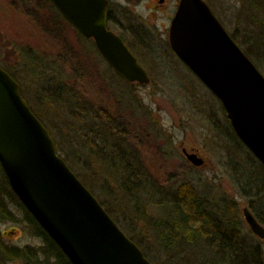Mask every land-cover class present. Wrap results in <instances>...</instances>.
<instances>
[{
	"label": "rangeland",
	"instance_id": "obj_1",
	"mask_svg": "<svg viewBox=\"0 0 264 264\" xmlns=\"http://www.w3.org/2000/svg\"><path fill=\"white\" fill-rule=\"evenodd\" d=\"M204 1L244 50L253 51L249 46L252 42H260L264 48V6L259 11L260 3L257 10L251 1ZM168 3L165 0L166 5L161 7L159 0H111L113 16L118 21L111 29L131 44L151 77L147 85L121 78L99 54L94 40L80 36L48 0H0V66L14 75L22 96L52 136L70 140V169L78 172L98 199L107 203L114 219L142 244L148 255L161 253L155 245L161 231L156 225L165 214L158 210L162 211V207L157 203L179 183L189 181L198 195L212 205L221 208L224 201L236 202L241 236L251 241L256 237L264 256V240L252 233L243 215L248 208L257 217L243 191L252 185L248 182L254 170L247 160L249 151L232 129L221 102L168 43L169 48L166 46L164 39H169L171 21L167 15L173 12L172 3ZM134 29L138 38L131 32ZM252 56L264 74V51H253ZM50 88L62 96L51 98L47 93ZM77 104L84 107L87 117L78 115ZM94 115L98 116L96 123L90 121ZM92 123L99 132L111 133L115 141L118 136H129L128 141H123L130 147L129 152H134L133 165L136 167L138 162L144 167L146 177L159 187L156 192L148 188L151 193L141 190L142 194L135 195L139 188L136 184L130 188L128 177L122 174L118 150H110L109 159L84 143L81 134L88 130L90 134ZM223 124L229 126L228 133L221 128ZM230 133L238 141L231 139ZM185 152L198 154L204 164H191ZM12 208L18 222L0 223L6 244L42 247L43 240L33 235L22 211L16 204ZM260 224L264 227V219ZM157 258L161 261L163 257Z\"/></svg>",
	"mask_w": 264,
	"mask_h": 264
},
{
	"label": "water",
	"instance_id": "obj_2",
	"mask_svg": "<svg viewBox=\"0 0 264 264\" xmlns=\"http://www.w3.org/2000/svg\"><path fill=\"white\" fill-rule=\"evenodd\" d=\"M130 83L151 77L125 40L108 27V0H50ZM177 57L223 105L232 129L264 165V75L204 0H180L170 28ZM196 167L203 160L186 153ZM0 165L12 191L71 264H154L109 215L58 153L49 130L0 66ZM254 235L264 227L243 211Z\"/></svg>",
	"mask_w": 264,
	"mask_h": 264
},
{
	"label": "trees",
	"instance_id": "obj_3",
	"mask_svg": "<svg viewBox=\"0 0 264 264\" xmlns=\"http://www.w3.org/2000/svg\"><path fill=\"white\" fill-rule=\"evenodd\" d=\"M245 1H251L250 4L254 6V9H257V5L260 3L258 5L259 11L261 10V7L264 6V0ZM48 2L51 4L52 8L56 10L58 16L65 21L64 17L59 13L52 2L50 0H48ZM109 21L110 28H112L113 24H118V21L114 20L112 9L109 11ZM131 32L138 38L139 35L135 32V29L133 31L131 30ZM231 37L251 60L253 58V51L260 54L264 51L260 42H256L255 44L254 42L249 43V46L253 49V51L244 50L236 38L233 35H231ZM165 44L169 48L166 42ZM129 45L132 47L131 44ZM258 47H260V49ZM9 73L14 77L11 72ZM54 87L58 89L60 88L59 90L62 89V86L59 85H54ZM55 88L52 90L51 88L48 89L47 93L51 98H60L62 94L61 92L54 90ZM77 106L81 110H79V112L77 110L79 113L78 115H84L87 117V113L84 114L85 109H82L84 107L81 104H77ZM97 117V115H94L93 118L90 117V119H93L90 121L96 123L98 119ZM93 123L92 128L90 129L92 132H90V134H88L89 130L83 133L80 131L82 133V137H84V143H86L87 146L93 147L92 149L96 151L97 155L102 152L106 154L109 159L112 158L109 156L110 150L113 151L112 149L114 147V153L115 150H118V158L124 167L123 168L119 164L120 168L124 169V171H121L122 174H125L126 177H128L130 188L135 184L139 188V190L134 193L135 195L136 193L142 194L141 190H147L148 193H151V191L156 192L159 187H155L150 182L149 178L146 177L147 173L144 171V167L138 162L135 164L137 168L133 165L135 160L133 156L134 152H129L130 147L123 141H128L129 136H118L117 141H115L113 136H109L111 133L99 132L98 129L94 127L96 124L93 125ZM221 128L228 133L229 126L223 124ZM115 129L118 131L119 128L116 127ZM229 136L231 139L238 141L236 140V136L234 134L230 133ZM59 137L62 138V136ZM59 137L52 136L56 142L58 151L60 154L61 152L63 154L61 156L64 157L69 164L68 155L72 153V151L70 152V140H67V138L63 136L64 140L62 138L61 141ZM100 147H103L102 150ZM248 153L249 158L247 160L250 162V166L254 167V170L251 175L248 173L250 177L248 182H252V185L247 182L250 186L247 185L248 188L244 187L243 191L245 196L249 199V204H252V209H254L258 220L262 223L264 219V210L262 209L264 206V166L257 160L252 152L249 151ZM121 172L120 175H122ZM75 173L78 175L80 180H83L78 172L75 171ZM83 182L89 190H91L86 181L83 180ZM148 188H151L152 190L149 192ZM170 192H167L168 195L164 194L163 197L162 194H155V196L162 197V199H160L161 201L158 200L159 202L157 203L159 207H162V211L160 208L157 209L161 213H164L165 217L161 216V220L158 221L156 225V227L161 231L155 245L160 248L161 253L153 257L144 251L143 246L139 241H136L132 235H129L124 230L123 225H121L118 220L114 219V212L108 207L107 203L105 201H100L103 207H105V209L109 212L110 216L117 221L122 231L128 234L131 240L135 241L136 244L139 245L141 250L144 251L146 257L154 264H192L194 261L197 264H264L262 248L260 243L257 242L256 237L254 240L252 239L253 241H251L245 235L244 237L241 236L243 235V231L239 223V207L236 202L224 201L221 208L213 204L217 208L216 209L212 204L198 195L195 185L189 181L179 183L178 187L174 188V190H171ZM15 204L18 207L17 209L22 211V214H24V221L29 225L33 235L41 238L44 244L42 247L37 248L35 246H9L6 244L4 236H2L0 231V264H12V262L15 261H18L21 264H71L58 245L51 240L43 228L37 224L33 215L30 214L26 210L25 206L18 200L16 194L11 190L6 175L3 173L0 165V223L18 222L16 212L12 208ZM161 254L165 256H162ZM160 256L163 257L161 258V261L157 258Z\"/></svg>",
	"mask_w": 264,
	"mask_h": 264
},
{
	"label": "flooded vegetation",
	"instance_id": "obj_4",
	"mask_svg": "<svg viewBox=\"0 0 264 264\" xmlns=\"http://www.w3.org/2000/svg\"><path fill=\"white\" fill-rule=\"evenodd\" d=\"M109 1V8H108V12L109 11H111V9H112V4H111V0H108ZM164 1L165 0H159V5L161 6V7H164L165 5H164ZM169 3L171 4L172 3V9H173V12H170V14H168L167 15V17H168V19H170L171 21H170V27H169V30L167 31V37H170V28H171V24H172V21H173V19H174V17H175V15H176V12H177V10H178V6H179V3H180V0H169ZM168 3V4H169ZM168 8H169V6H168ZM167 8V9H168ZM112 14H113V11H112ZM115 20V19H114ZM108 25H110V21H109V13H108ZM112 27H113V25H112ZM111 29V28H110ZM152 31V30H151ZM115 32V31H114ZM116 33V32H115ZM164 41L166 42V43H168L169 44V46H170V48H171V45H170V41H169V39L167 38V39H164ZM126 42V41H125ZM127 43V42H126ZM128 44V43H127ZM129 45V44H128ZM130 46V45H129ZM131 48V47H130ZM171 50H172V48H171Z\"/></svg>",
	"mask_w": 264,
	"mask_h": 264
}]
</instances>
